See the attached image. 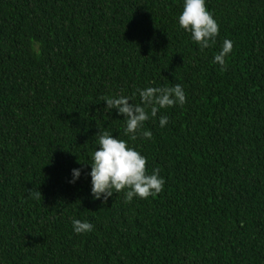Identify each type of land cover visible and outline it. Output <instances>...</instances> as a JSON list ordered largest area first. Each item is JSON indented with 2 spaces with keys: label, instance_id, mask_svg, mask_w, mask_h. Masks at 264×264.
<instances>
[{
  "label": "trees",
  "instance_id": "1",
  "mask_svg": "<svg viewBox=\"0 0 264 264\" xmlns=\"http://www.w3.org/2000/svg\"><path fill=\"white\" fill-rule=\"evenodd\" d=\"M183 5L0 0V264H264V0H205L219 34L203 51ZM175 84L186 103L145 122L150 140L101 101ZM104 131L160 169L161 193L92 198Z\"/></svg>",
  "mask_w": 264,
  "mask_h": 264
},
{
  "label": "clouds",
  "instance_id": "2",
  "mask_svg": "<svg viewBox=\"0 0 264 264\" xmlns=\"http://www.w3.org/2000/svg\"><path fill=\"white\" fill-rule=\"evenodd\" d=\"M178 24L185 32L191 34L192 40L203 51L215 43L219 34V25L213 15L206 9L205 0H184L182 12L178 16ZM233 42L225 39L222 49L213 58V63L220 65L221 71L227 70L226 57L232 52ZM140 103H134L133 98L122 94L112 97H101L110 112L117 110L118 115L126 119L124 135L130 136L135 141L137 136L150 140L152 132L144 130L145 122L150 118H156L161 109L176 105L183 106L186 103V94L180 84L172 87H146L137 89ZM132 101V103H129ZM168 116L161 115L159 124L164 127L168 124ZM99 147L92 157L91 171V196L106 202L113 193L127 190L125 203L133 200L134 196L147 199L150 196L162 192L165 180L159 175L160 169L154 168L151 174L147 173V160L134 148L129 147L123 139L113 137L108 131L98 136ZM81 175L80 169L72 170L74 183ZM36 198H41L38 191ZM73 230L77 234L93 231L94 225L88 221L74 219Z\"/></svg>",
  "mask_w": 264,
  "mask_h": 264
}]
</instances>
